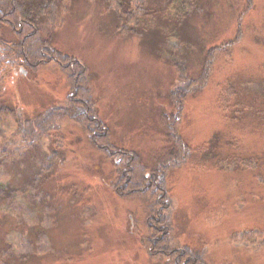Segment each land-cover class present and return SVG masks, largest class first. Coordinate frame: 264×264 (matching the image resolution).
I'll list each match as a JSON object with an SVG mask.
<instances>
[{
	"label": "rangeland",
	"instance_id": "rangeland-1",
	"mask_svg": "<svg viewBox=\"0 0 264 264\" xmlns=\"http://www.w3.org/2000/svg\"><path fill=\"white\" fill-rule=\"evenodd\" d=\"M189 1L192 12L176 37L168 19L125 32L132 23L104 0H61L57 21L42 24L57 49L86 64L89 111L105 127L100 137L109 129L111 144L138 152L149 172L156 155L174 145L171 133L189 146L188 160L167 168L159 195L115 190L120 155L93 142L84 109L72 112L81 94L76 75L50 61L4 77L0 149L8 153L0 181L19 188L20 208L9 220L18 219L21 230L6 224L3 236L15 248L30 253L38 245L45 264H264V116L233 120L220 106L231 76L261 86L264 0ZM238 39L178 112L172 99L181 71L196 77L209 48ZM54 107L68 111L38 126V116ZM237 154L258 161L244 164ZM37 226L43 232L31 241Z\"/></svg>",
	"mask_w": 264,
	"mask_h": 264
},
{
	"label": "trees",
	"instance_id": "trees-1",
	"mask_svg": "<svg viewBox=\"0 0 264 264\" xmlns=\"http://www.w3.org/2000/svg\"><path fill=\"white\" fill-rule=\"evenodd\" d=\"M104 1L117 12L121 11L125 15L127 24L132 23V25H123L121 27L125 32L140 33L148 28L159 26L158 22L160 19H168L166 20L168 21L167 31L168 33L170 32L171 37L178 36L183 20L188 18L193 9L191 1L188 3V0H163L165 3L164 7H161L162 4L159 3L162 0ZM60 5L61 0H0V90L3 88L4 77L9 72H15L24 65L36 68L46 62H58L71 78L74 75L78 78L81 94L79 99L75 100L73 98V102H70L73 104L72 112L73 110L84 109L85 117H82V123L91 134L93 142L109 156L120 155L116 163L118 179L114 184L115 190L121 193L134 194L148 193L150 189H154L155 191L153 192H157L156 194L159 195L161 190H164L163 185L167 168L172 164H180L188 160L191 156L189 146L183 142L176 132L174 134L171 133L168 138L174 141V145L169 149H165L161 154L156 155L155 166L149 172L138 152L129 153L111 144L109 129L107 131L104 130V134L101 137L96 133L98 128H102L103 125L98 117H94L89 111V97L86 89L89 79L86 64L79 58L57 49L52 42V37L44 35L42 31L44 22L55 23L57 21ZM163 12L167 16H163ZM5 28L10 29L11 33L15 34V38L6 37ZM239 37L238 35L235 39ZM239 41L240 39L219 43V45L209 48L205 52L200 72L196 77H189L185 72L187 70L186 67L180 64L182 68L186 69L181 71V78L184 81L182 80L183 83L178 85L179 87L176 89L179 96L176 95V97L173 93L175 98L172 99L173 102H176L178 112H181L184 106V98L188 96L191 89H199L207 85L217 56L222 52L231 51ZM258 77L261 86L257 85V88H250L247 83L242 85V76L238 74L228 79L220 96V106L230 119H242L250 115L254 117L264 116V73ZM75 80L73 79V84H75ZM2 108L4 111L8 109L6 107ZM11 111L14 112L15 109L12 108ZM65 111H68V109L54 107L47 113L40 114L35 123L38 126L55 123L63 118L56 116H63ZM88 111L90 117L87 116ZM19 123L22 127V122L20 121ZM28 125L30 124L26 123L27 127ZM220 144L222 143L220 142ZM7 153V150L2 147L0 149V159H3V154L6 155ZM237 155L240 156L239 154ZM124 156L125 158H122ZM239 160L244 164H248L250 161H258V158L246 159L241 157ZM18 189L11 182L0 181V264H45L43 261L44 255H39L41 249L38 248V245L33 251L26 253L22 249L15 248L3 236L7 231L5 230L7 225L9 228L21 230V227L16 224L18 219L16 222L9 220L10 217L14 216L12 214L13 211L19 207V205L15 204V200L19 196ZM37 228L35 227L33 239L30 238L31 241H35L37 234L43 232L41 227L37 226ZM166 242L167 240L165 239L164 245L167 244ZM51 251H47L45 257L49 256L52 253ZM165 251L170 252V254L173 252L168 248Z\"/></svg>",
	"mask_w": 264,
	"mask_h": 264
}]
</instances>
